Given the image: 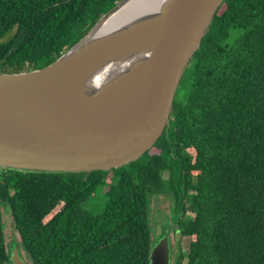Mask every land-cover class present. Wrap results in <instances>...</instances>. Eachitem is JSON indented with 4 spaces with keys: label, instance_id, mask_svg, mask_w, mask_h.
<instances>
[{
    "label": "trees",
    "instance_id": "trees-1",
    "mask_svg": "<svg viewBox=\"0 0 264 264\" xmlns=\"http://www.w3.org/2000/svg\"><path fill=\"white\" fill-rule=\"evenodd\" d=\"M119 1L0 0V74L51 64ZM100 187L93 215L82 204ZM154 194L172 201L188 241L170 246L171 264H264V0L221 4L167 130L137 161L89 173L0 168V264H12L3 209L31 264H149Z\"/></svg>",
    "mask_w": 264,
    "mask_h": 264
},
{
    "label": "water",
    "instance_id": "water-1",
    "mask_svg": "<svg viewBox=\"0 0 264 264\" xmlns=\"http://www.w3.org/2000/svg\"><path fill=\"white\" fill-rule=\"evenodd\" d=\"M225 0H121L46 67L0 74V168L110 171L168 128L175 94ZM12 264H26L13 241ZM149 264H171L166 229Z\"/></svg>",
    "mask_w": 264,
    "mask_h": 264
},
{
    "label": "rangeland",
    "instance_id": "rangeland-1",
    "mask_svg": "<svg viewBox=\"0 0 264 264\" xmlns=\"http://www.w3.org/2000/svg\"><path fill=\"white\" fill-rule=\"evenodd\" d=\"M163 177L167 178V172L163 173ZM106 187H100L97 192L88 198L82 207L84 210L91 212L93 215L100 214L106 202L104 193ZM172 201L167 195L154 194L150 196L149 200V224L154 234L152 239L153 245L157 241V238L162 233L163 229H166V233L169 235L171 248L175 247L176 242L179 241L181 248L185 251L188 241L180 239L179 234L175 231V226L171 220L172 217ZM2 222H3V234L6 243H10L14 240L19 242L18 233L14 227L12 216L9 211L2 210ZM23 258L27 264H31L30 260L21 251Z\"/></svg>",
    "mask_w": 264,
    "mask_h": 264
},
{
    "label": "bare ground",
    "instance_id": "bare-ground-1",
    "mask_svg": "<svg viewBox=\"0 0 264 264\" xmlns=\"http://www.w3.org/2000/svg\"><path fill=\"white\" fill-rule=\"evenodd\" d=\"M148 2H149V0H133V2L131 3V5H129L127 8H125L123 10V12L131 11L134 8H137L138 6H140L142 3H148Z\"/></svg>",
    "mask_w": 264,
    "mask_h": 264
},
{
    "label": "flooded vegetation",
    "instance_id": "flooded-vegetation-1",
    "mask_svg": "<svg viewBox=\"0 0 264 264\" xmlns=\"http://www.w3.org/2000/svg\"><path fill=\"white\" fill-rule=\"evenodd\" d=\"M14 241H16V243L18 242L17 240H14ZM169 241H170V239H169ZM4 243H5L6 250H7V252H8L9 255H10V252H11V246L13 245V241L10 242V243H6V242L4 241ZM19 254H20V256L23 258V254L21 253V250H19ZM23 260L25 261L24 258H23ZM25 263H26V261H25ZM26 264H27V263H26Z\"/></svg>",
    "mask_w": 264,
    "mask_h": 264
}]
</instances>
